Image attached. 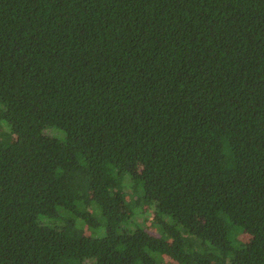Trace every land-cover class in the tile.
Masks as SVG:
<instances>
[{
	"label": "trees",
	"instance_id": "16d2710c",
	"mask_svg": "<svg viewBox=\"0 0 264 264\" xmlns=\"http://www.w3.org/2000/svg\"><path fill=\"white\" fill-rule=\"evenodd\" d=\"M1 120L0 264H264V0H0Z\"/></svg>",
	"mask_w": 264,
	"mask_h": 264
},
{
	"label": "rangeland",
	"instance_id": "374dc122",
	"mask_svg": "<svg viewBox=\"0 0 264 264\" xmlns=\"http://www.w3.org/2000/svg\"><path fill=\"white\" fill-rule=\"evenodd\" d=\"M50 130L52 131V129ZM12 137H13V134L10 131L9 126L5 123L4 120H1L0 121V139L9 141L12 139ZM130 200L133 202V204L136 203V201L133 198ZM136 218L138 219L139 222L143 223L148 230L157 233L156 231L158 227L156 223L154 222L152 223L153 214L149 209L147 208L145 209L143 206H141V208L138 210V214Z\"/></svg>",
	"mask_w": 264,
	"mask_h": 264
}]
</instances>
